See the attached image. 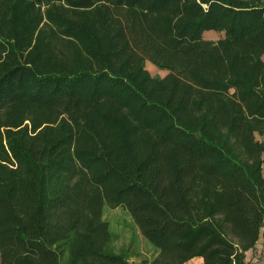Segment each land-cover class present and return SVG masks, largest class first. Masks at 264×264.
I'll use <instances>...</instances> for the list:
<instances>
[{"label": "trees", "instance_id": "trees-1", "mask_svg": "<svg viewBox=\"0 0 264 264\" xmlns=\"http://www.w3.org/2000/svg\"><path fill=\"white\" fill-rule=\"evenodd\" d=\"M258 135L264 0H0V264H247Z\"/></svg>", "mask_w": 264, "mask_h": 264}, {"label": "rangeland", "instance_id": "rangeland-1", "mask_svg": "<svg viewBox=\"0 0 264 264\" xmlns=\"http://www.w3.org/2000/svg\"><path fill=\"white\" fill-rule=\"evenodd\" d=\"M146 68L153 76H165L168 73V71L158 68L150 61L146 62ZM104 217L110 222L111 229L114 231V247L116 251L129 253L133 256L134 262L138 264L148 263L149 260H152L156 256L157 250L155 246L142 235L138 225L126 208L123 206L117 208H110L107 206L105 208ZM261 257H263L261 259L264 260L263 253ZM194 259L199 258L197 257ZM194 261L196 262L198 260ZM195 262L194 264L198 263Z\"/></svg>", "mask_w": 264, "mask_h": 264}, {"label": "crops", "instance_id": "crops-1", "mask_svg": "<svg viewBox=\"0 0 264 264\" xmlns=\"http://www.w3.org/2000/svg\"><path fill=\"white\" fill-rule=\"evenodd\" d=\"M258 139H260L261 141H264V135H258ZM263 171H264V168H263ZM262 253L264 254V229L262 230L260 240L258 241L256 246L253 249L247 251V259H246L247 264L248 263H250V264H264V260L261 259V258H263V257H261ZM130 257H131L130 258L131 261H134L132 258L133 256H130ZM198 258L199 259H194V260H198V261H196V262H198L197 264H204L203 258L202 257H198ZM194 260L188 261L185 264H194V262H195ZM151 261L152 260H149L148 264H150Z\"/></svg>", "mask_w": 264, "mask_h": 264}]
</instances>
